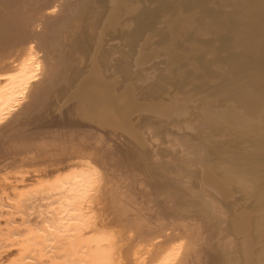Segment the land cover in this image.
Masks as SVG:
<instances>
[{
  "label": "bare ground",
  "instance_id": "6f19581e",
  "mask_svg": "<svg viewBox=\"0 0 264 264\" xmlns=\"http://www.w3.org/2000/svg\"><path fill=\"white\" fill-rule=\"evenodd\" d=\"M211 1L0 0V264H264V0Z\"/></svg>",
  "mask_w": 264,
  "mask_h": 264
},
{
  "label": "rangeland",
  "instance_id": "374dc122",
  "mask_svg": "<svg viewBox=\"0 0 264 264\" xmlns=\"http://www.w3.org/2000/svg\"><path fill=\"white\" fill-rule=\"evenodd\" d=\"M226 0H224V3H222V2H219L221 5H218V3H216V2H213V1H211L210 2V4H212V5H214V6H218L220 9H222V10H226V9H224L223 7L224 6H226L225 8H229L230 10H231V12L232 11H237L238 9H239V1L238 0H235V2L232 0H227L226 2H225ZM231 1V2H230ZM141 4V3H140ZM143 4V3H142ZM227 8V10L229 11V9ZM232 8V9H231ZM109 8H107V10H108ZM225 12V11H224ZM91 14H88V16H90ZM178 15H179V17H178ZM176 17H175V19H178V18H180V19H183V18H186V17H190V15L189 14H187V13H183V12H181L180 14H178ZM240 17V16H239ZM235 18L236 19H238V15H235ZM206 20V21H205ZM209 20H210V22H209ZM202 23L203 24H201L202 26H201V28H203V29H209V33H207L208 35H204V37L203 38H205V37H207L208 39H210V38H214V40H221V38H223V35L225 34V33H227V30L226 29H223L222 30V27H220V25H218L219 23H220V19H217V17H212L211 15L210 16H208V17H206L203 21H202ZM162 23H159L158 25H161ZM200 24V23H199ZM211 24V25H210ZM162 25H164V26H158L157 27V30L158 29H162V28H166V23H163ZM207 25V26H206ZM210 25V26H209ZM162 27V28H161ZM216 28V29H215ZM214 29V30H213ZM159 31V30H158ZM218 32V33H217ZM209 34H210V36H209ZM159 35H156L154 38H157ZM165 37H167L168 38V40L166 41V42H164L163 44H160V45H158L157 44V42L154 44H152V45H148V46H143V47H141V49H140V53L141 54H144L145 56H143V59L145 58V61L144 62H142V64L141 65H139V68L138 69H136V74H138L137 72L138 71H141V72H143V74L142 73H139L140 75H139V77L140 76H142V78L146 75V74H153V73H157V72H159V70H162L161 68H163L164 66H162V65H164V59L165 58H162L161 59V57H166L167 55L168 56H172V55H174L175 54V51H178L179 52V50H181V44H180V42L179 41H182L184 38H178V37H176V35L175 36H173V42H172V40L170 41V39H171V35L169 34V35H164ZM182 39V40H181ZM157 41V40H156ZM171 43H170V42ZM175 42V43H174ZM249 43L251 42V40H249L248 41ZM162 47V49H160ZM164 49H165V51H166V49H167V51L166 52H164ZM159 50H162V51H159ZM225 52H223L222 53V55L224 54ZM166 54V55H165ZM159 58V59H158ZM155 59V60H154ZM158 60V61H157ZM153 61V62H152ZM151 62V65L149 64ZM148 65H147V64ZM93 65H95V62L93 61V62H90L89 63V66H88V68H90V67H92ZM142 65H144L143 67H142ZM159 65H161V66H159ZM217 65V67H215V68H217L216 69V73L217 74H221L222 73V75H221V77H223L226 73H227V71H228V67L227 68H223L222 66H225L223 63H215V66ZM141 67V68H140ZM179 69H183L184 67L182 66V67H178ZM140 69H142V70H140ZM153 69V71H151ZM220 69H222V70H220ZM150 70V71H149ZM224 70V71H223ZM148 72V73H147ZM144 73H145V75H144ZM112 82H114L115 81V84H116V88H115V90H114V93L115 92H117L118 90H119V88L121 87L118 83H119V81H117L116 79H114V80H111ZM132 100L134 101V102H141V101H139L140 99L137 97V94H132ZM175 102H177L178 103V100L177 101H175ZM163 103V100L161 99V100H159V101H152V102H149V103H147V104H149V105H156L157 106V109L156 110H164L163 109V107H162V104ZM61 105H64V103H62Z\"/></svg>",
  "mask_w": 264,
  "mask_h": 264
}]
</instances>
